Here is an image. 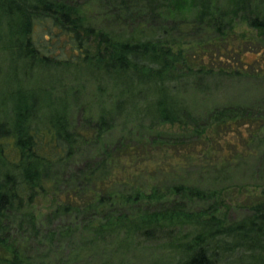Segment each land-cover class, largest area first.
<instances>
[{
    "label": "trees",
    "instance_id": "16d2710c",
    "mask_svg": "<svg viewBox=\"0 0 264 264\" xmlns=\"http://www.w3.org/2000/svg\"><path fill=\"white\" fill-rule=\"evenodd\" d=\"M99 1H113L124 11L126 33L95 27L85 7L74 0H0V59L10 56L29 70L65 67L44 88L47 99L40 108L37 102L35 109L33 95L17 89L10 95L12 108L0 116V264H42L39 255L49 256L56 242L77 231L88 248L115 242L105 251L112 258L133 252L132 243L156 245L162 264H264V202L247 207L249 215L230 219L223 189L174 183L163 191L154 184L157 171L152 169L154 158L166 152L152 134L160 125L193 127L200 135L214 122L217 131L209 142L229 155L220 165L234 160L230 146L237 145L220 134L243 137L244 128L247 144L257 138L264 99L256 110L212 111L203 124L179 93L211 75L240 77L251 63L257 65L255 76L264 79V0H191L193 12L183 18V48L175 47L179 23L168 20L171 0ZM239 24L249 33L233 32ZM236 39L254 48L242 50L243 42ZM186 48L193 50L192 56ZM249 55L256 59L247 60ZM205 61L212 67H204ZM217 62L227 69L214 71ZM72 66L78 70L71 72ZM81 72L109 84L115 103L112 111L102 110L77 127L68 100L57 90L65 76ZM135 124L146 131L141 145L125 138L101 143L116 125ZM85 146H91L90 153L80 156L78 166L75 159ZM169 152L168 157L175 154V169L180 155ZM50 192L59 203L38 221L31 211L34 199ZM194 203L202 205L199 210L186 208ZM62 218H71L75 228L65 229ZM84 250L75 256L92 252Z\"/></svg>",
    "mask_w": 264,
    "mask_h": 264
},
{
    "label": "rangeland",
    "instance_id": "374dc122",
    "mask_svg": "<svg viewBox=\"0 0 264 264\" xmlns=\"http://www.w3.org/2000/svg\"><path fill=\"white\" fill-rule=\"evenodd\" d=\"M74 1L85 7L89 13V21L95 27L115 32H127L128 22L124 11L122 12L113 1L109 4L101 3L99 0ZM120 1L125 2L124 0ZM117 4L120 5L118 2ZM168 4L169 9L172 11L168 16V20H175L177 24L179 23L178 27H180L175 34V38L179 40L175 47L182 46L181 48H183V18L189 17L193 12L191 10L193 8L192 1L185 0L183 3V0H171ZM134 5V3L131 4L130 12L134 11ZM147 19L150 18L147 17ZM129 23L135 22L132 20ZM244 31L249 33L247 26L239 24L235 26L233 32L238 35ZM233 32L229 33V35L231 34L230 39L233 38ZM243 40L236 39V43L243 42L240 44L242 50L254 48L248 43L245 44ZM186 49L187 54L192 56L191 51L193 50L190 48L189 52L188 48ZM232 56L234 57V55ZM233 57L232 59L236 60ZM253 59H256V57L249 55L247 58L249 61ZM259 60L261 61V59ZM229 61L231 66H236L233 60L230 59ZM222 64L219 62L214 64V71H217L218 67L227 69V65L225 63ZM202 65L209 69L213 64L211 61H205V64ZM63 68L65 67L39 66L29 70L26 66L15 63L10 56L0 59V116H5V113L12 108L14 102L10 99V95L15 93L17 89L33 95L36 98L35 109L37 108V102H39L40 108L41 102L47 99L43 93L44 88L58 79L65 70ZM68 69L71 72L78 70V68L73 66ZM256 72L257 65L251 63L240 77L218 78L216 77L217 75H211L202 79L200 85L196 88L180 89L179 94L193 115L203 124L209 122L208 117L215 110L223 108L256 110L264 99V79L255 76ZM57 94L65 96L68 100L70 119L77 127L82 126L85 118L90 120L96 118L102 110L112 111L115 103V91L113 88L106 82L94 81L85 72L73 76H65L62 79V86L57 90ZM239 123L244 122L240 120ZM259 125L258 136L251 144L245 142L248 136L244 128L242 131L243 137H237V135H232L228 132L220 134V138L227 137L229 141L237 143L235 147L230 146L229 153L234 160L227 165L226 163L220 164L226 157H229L228 151L219 152L218 145H212L209 142L211 134L217 131V125L214 122L208 124L207 128L204 129L206 133H200V135L194 133L193 127H183L182 125H160L155 127L152 134L158 143L163 144V147H161L166 152L165 155L163 154L164 156L157 155L153 160L152 169L157 171L153 181L154 184L163 191L167 187L166 185L174 183H183L202 189H217L218 191L223 189L222 196L230 206L227 217L238 219L249 215L250 211L246 209L247 207L251 209L254 204L264 202V122ZM145 134L146 131L136 124L122 129L116 125L104 135L101 143L112 144L120 138H125L141 145V141H145L147 138ZM221 144L224 145L222 142ZM173 145L175 147H172ZM154 148L160 147L156 144ZM90 149L91 146L82 147L80 155L75 159V164L81 166L83 159L80 156L85 157L86 154L90 153ZM168 149H171L174 153L178 152V155H180V166L175 169L171 167L174 166L175 154L172 157H168L171 154L170 152L168 153ZM183 157L187 158L183 159ZM185 162L186 164L183 166ZM214 164H218V166L213 167ZM200 166H207L208 168H203L204 170H202ZM56 203L59 202L54 200L51 192L50 194H45V196L38 193L34 199L31 211L38 216L39 221L43 215L55 207ZM200 206L202 205L194 203L186 205V208L190 211H197ZM70 219L62 218L59 222L65 229L67 227L75 228L70 227V223L73 222ZM56 224L59 223L56 222ZM49 226L52 227L54 225ZM82 236L83 234L77 231L67 241L56 242L49 256L45 257V255L42 256L43 254H41L37 258L43 259L42 264H162L161 262L164 260L156 245L136 247L132 243L130 248L133 252L112 258L110 253L105 251L112 249L115 242L105 247L99 246L93 249L85 247L84 243L79 241ZM79 249L92 252L84 258H80L75 256Z\"/></svg>",
    "mask_w": 264,
    "mask_h": 264
}]
</instances>
